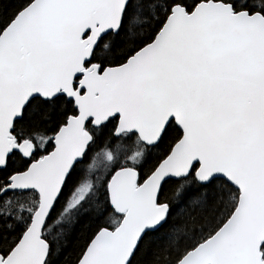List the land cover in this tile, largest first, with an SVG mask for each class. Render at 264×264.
I'll return each instance as SVG.
<instances>
[{
    "label": "snow or ice",
    "instance_id": "1",
    "mask_svg": "<svg viewBox=\"0 0 264 264\" xmlns=\"http://www.w3.org/2000/svg\"><path fill=\"white\" fill-rule=\"evenodd\" d=\"M0 264H264V0H0Z\"/></svg>",
    "mask_w": 264,
    "mask_h": 264
}]
</instances>
